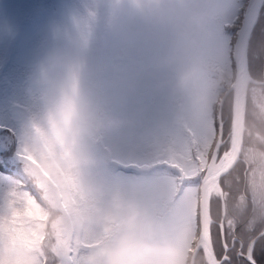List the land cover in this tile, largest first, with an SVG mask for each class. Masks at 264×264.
I'll return each instance as SVG.
<instances>
[{"label":"rangeland","instance_id":"rangeland-1","mask_svg":"<svg viewBox=\"0 0 264 264\" xmlns=\"http://www.w3.org/2000/svg\"><path fill=\"white\" fill-rule=\"evenodd\" d=\"M23 1H0V48L4 53L0 73L11 59L15 65L30 68L24 79L27 90L43 102V89L35 82V65L53 50H68L79 21L92 11L87 0H55L54 8L28 21L19 11ZM97 4L99 13L84 57L83 86L96 107L122 123L85 137L82 148L98 161L92 171L94 179L115 192L130 194L163 177L160 158L191 138L198 119L213 109V100L219 102L223 93H219L215 71L205 67L183 33L177 32L172 39L161 35L179 27L199 28L192 22L199 12L190 11L189 0H97ZM193 60L201 64L197 87L207 97L196 111L190 105L189 91L174 86L177 73ZM3 80L0 129L8 128L22 140L31 118L14 99L16 94L2 86ZM8 137V132L0 131V141ZM0 151L11 157L16 146L11 152ZM10 162L9 167L23 178L22 163ZM181 247L189 252L187 245L181 243Z\"/></svg>","mask_w":264,"mask_h":264},{"label":"snow or ice","instance_id":"snow-or-ice-1","mask_svg":"<svg viewBox=\"0 0 264 264\" xmlns=\"http://www.w3.org/2000/svg\"><path fill=\"white\" fill-rule=\"evenodd\" d=\"M189 2L191 12L207 13V22L196 29L165 30L164 39L181 32L207 69L237 79L264 80V64L254 67L258 56L252 49L253 33L258 26L264 29V0ZM240 102L241 97L233 94L198 119L191 138L158 161L169 196L164 201L142 199L161 227L203 254L206 264H264V224L224 219L229 198L249 202L248 188L257 176L247 161H241L233 131ZM0 131L9 133L0 148L11 152L16 146L11 157L0 151V168L14 160L23 165V178L12 181L0 199V264H99L101 240L81 244L66 233L49 235L44 209L53 198L51 191L27 178V165L34 157L19 134L8 128ZM117 224L113 214L106 222L104 239L110 238Z\"/></svg>","mask_w":264,"mask_h":264},{"label":"clouds","instance_id":"clouds-1","mask_svg":"<svg viewBox=\"0 0 264 264\" xmlns=\"http://www.w3.org/2000/svg\"><path fill=\"white\" fill-rule=\"evenodd\" d=\"M207 19V13L199 12L192 22L202 27ZM96 20V14L88 12L79 21L68 50H53L34 67L43 102L22 140L34 157L27 165V178L45 184L53 197L44 209L48 233H66L81 244L101 240L99 264H206L203 254L184 251L178 236L162 228L142 202L164 201L169 196L170 187L162 178L129 194L115 192L92 177L98 161L83 150V139L122 123L96 107L83 86L84 57ZM201 71V64L193 60L177 73L174 85L189 91L195 111L207 102L197 87ZM260 118L264 120V104ZM259 139L264 145V137ZM249 163L257 172L260 210L256 219L264 221V147L253 150ZM113 214L118 217L117 227L104 239L106 222Z\"/></svg>","mask_w":264,"mask_h":264},{"label":"trees","instance_id":"trees-1","mask_svg":"<svg viewBox=\"0 0 264 264\" xmlns=\"http://www.w3.org/2000/svg\"><path fill=\"white\" fill-rule=\"evenodd\" d=\"M87 1L89 3L90 11L95 14L99 13L97 0ZM55 3V0H24L20 5L19 11L24 20L34 21L42 12L47 11L49 8H54ZM40 38L42 37L40 36ZM252 49L253 53L258 56V59L254 61V67L258 69L262 65V57L264 54V29L259 26L253 33ZM3 57L4 53L0 48V66L2 65ZM11 60L10 62L5 63L2 72L0 73V79H4L2 86H6L10 92H14L16 94L14 99L27 111L32 120L39 111L42 102L36 95L29 94L27 90V82L24 81V79L26 77L25 75L28 76L29 72H31V69L26 68V66L15 65ZM217 76L221 77L219 80L217 79L219 93L221 95L223 91H225L232 83L233 76L227 73L215 71L214 77L216 78ZM253 79L258 82L261 81L257 78ZM258 82L249 83L246 96L244 123L245 121L247 123L244 124L243 128L245 129L243 131L244 136L246 137L244 143L245 147H243V150L248 156V162L249 156L254 149L264 147V145L260 143L259 139L260 137H264V120H260L261 105L264 104V84ZM228 94L229 95H226L227 97L225 96L223 100L232 96L231 92ZM215 100L216 99L213 100L216 102L213 109L219 106L218 101ZM213 104L214 103L212 102V105ZM257 120H260V122ZM249 122L250 124H248ZM4 154L6 155V152H4ZM21 178L22 177L19 172L15 173L12 168L9 167V163L5 167L0 168V199H2L7 193L9 187L11 186V182ZM259 210V202L257 199L252 208L247 206L244 212L238 213L240 215L241 222L252 223L253 220L254 223L264 224V221L258 222L256 219Z\"/></svg>","mask_w":264,"mask_h":264},{"label":"water","instance_id":"water-1","mask_svg":"<svg viewBox=\"0 0 264 264\" xmlns=\"http://www.w3.org/2000/svg\"><path fill=\"white\" fill-rule=\"evenodd\" d=\"M264 64V59H263ZM258 81H255L254 79L251 80H243V79H237L233 77L232 83L229 85V87L223 92L222 96L220 97V100L218 104L222 102V100L225 98V96L231 92V95L238 94L241 97V102L237 108L236 112V122L234 126V134L237 139V142L239 144V147L241 149L242 145V136H243V128H244V113H245V104H246V94H247V88L249 83H257ZM258 83L264 84V80H261ZM196 250L193 248L191 253H195Z\"/></svg>","mask_w":264,"mask_h":264},{"label":"flooded vegetation","instance_id":"flooded-vegetation-1","mask_svg":"<svg viewBox=\"0 0 264 264\" xmlns=\"http://www.w3.org/2000/svg\"><path fill=\"white\" fill-rule=\"evenodd\" d=\"M263 59H264V54H263V57H262V64H263ZM261 80V79H260ZM244 130V129H243ZM245 136H244V131H243V136H242V145H241V155H240V159L241 161H247V155L245 154L244 150H243V147L244 146V143H245ZM248 162V161H247ZM249 166L254 169L252 167V165L248 162ZM243 166V164H241V167ZM255 179L256 177H254L251 182H250V185H249V188H248V191L249 193L251 194L250 195V200L249 202L245 205L244 203H241V202H237L235 199H232V198H229L228 201H227V214L226 216L224 217V219L227 221V220H234L236 221L237 223H244V222H241V219H240V215L238 213L240 212H244L245 208L248 206L250 208L253 207V204L254 202L257 200V186L255 184ZM257 222V221H256ZM252 223H254V221L252 220ZM192 248H189L187 251H191ZM192 252V251H191ZM190 252V253H191Z\"/></svg>","mask_w":264,"mask_h":264},{"label":"bare ground","instance_id":"bare-ground-1","mask_svg":"<svg viewBox=\"0 0 264 264\" xmlns=\"http://www.w3.org/2000/svg\"><path fill=\"white\" fill-rule=\"evenodd\" d=\"M251 85V84H250ZM227 95H229V94H227ZM227 97V96H226ZM245 120H247V119H245ZM261 120V119H260ZM260 120H257L258 122H260ZM245 123H247L246 121H245ZM244 123V124H245ZM248 124H250V122L248 123ZM245 130V129H244Z\"/></svg>","mask_w":264,"mask_h":264}]
</instances>
